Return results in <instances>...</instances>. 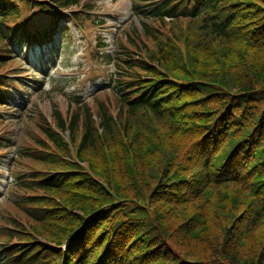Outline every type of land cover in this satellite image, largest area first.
<instances>
[{
  "label": "trees",
  "instance_id": "16d2710c",
  "mask_svg": "<svg viewBox=\"0 0 264 264\" xmlns=\"http://www.w3.org/2000/svg\"><path fill=\"white\" fill-rule=\"evenodd\" d=\"M132 1L141 32L100 54L104 94L18 118L0 264H264V0ZM91 9L0 0V162L13 85L32 89L16 50L97 22Z\"/></svg>",
  "mask_w": 264,
  "mask_h": 264
},
{
  "label": "rangeland",
  "instance_id": "374dc122",
  "mask_svg": "<svg viewBox=\"0 0 264 264\" xmlns=\"http://www.w3.org/2000/svg\"><path fill=\"white\" fill-rule=\"evenodd\" d=\"M85 2L91 5L97 17H101L106 21H104V24H94L82 17L79 25L71 21L67 37L62 39L59 35H56L55 42L48 46L39 45L34 48L26 46L22 52L19 50L16 52L17 57L25 64L32 59L47 68L45 70L47 76L45 77L29 73L25 66H16L18 72L24 73L25 78L23 80L32 83L37 89V92H33L29 100L34 103L33 111L37 108L48 118V121L53 104L64 111L67 103L76 95H80L87 102L91 101L92 96L103 95L104 84L114 68L109 67L105 61L100 60V54H102V51L114 54L119 49V43H125L126 33L133 29L141 32L140 24L142 21L139 16L133 15L136 12H133L130 0H85ZM32 17V12L22 8V22L25 25L30 23ZM41 20V18L37 19L38 22ZM171 25L172 22H167L164 26L157 22L151 23V26L162 35L169 34L168 31ZM146 42L151 49H154L152 47L153 43ZM100 43L101 46H99ZM180 46L182 49V45ZM95 54H98L99 58L94 56ZM63 78H70L65 86L62 82H59ZM35 79L38 81L35 82ZM60 88L63 89L59 90ZM13 97L19 108H17V111L7 114V119L10 120L8 123L11 124L8 128H10L12 132V135L11 133L10 135L14 139V141L10 140L8 144L18 145L21 143L26 146L29 139L22 137L17 125L21 113L28 109V105L24 101L26 97L23 100L18 91L13 92ZM106 99L110 104L108 108L113 111L115 104L112 102L113 97L106 93ZM31 112L30 114H33ZM35 129V131H38L36 127ZM12 149L15 150V147L12 146ZM13 153L12 151L11 154L7 155L0 165V214L3 211H11V207L7 206L1 199L10 194L12 189L10 184L17 170L19 172L23 171L22 166L17 165L19 169L17 168L10 179L14 168L11 164ZM23 163L26 166H33L29 162ZM23 220L25 221V219Z\"/></svg>",
  "mask_w": 264,
  "mask_h": 264
}]
</instances>
